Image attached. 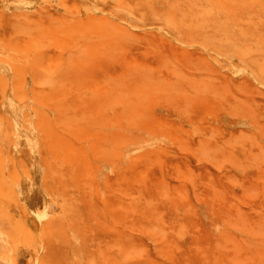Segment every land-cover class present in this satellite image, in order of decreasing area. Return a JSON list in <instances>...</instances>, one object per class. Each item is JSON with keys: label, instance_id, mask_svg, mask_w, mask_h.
I'll return each instance as SVG.
<instances>
[{"label": "rangeland", "instance_id": "374dc122", "mask_svg": "<svg viewBox=\"0 0 264 264\" xmlns=\"http://www.w3.org/2000/svg\"><path fill=\"white\" fill-rule=\"evenodd\" d=\"M0 65V264H264V0H0Z\"/></svg>", "mask_w": 264, "mask_h": 264}, {"label": "bare ground", "instance_id": "6f19581e", "mask_svg": "<svg viewBox=\"0 0 264 264\" xmlns=\"http://www.w3.org/2000/svg\"><path fill=\"white\" fill-rule=\"evenodd\" d=\"M45 1H46V0H45ZM57 4H58V3H57ZM60 6H63V4L60 5ZM25 20H26V19H25ZM126 22H127V21H126ZM74 23H75V22H74ZM74 23H73V24H74ZM127 23H128V22H127ZM19 24H21V23H19ZM30 26H31V25H30ZM30 26H29V27H30ZM33 26H34V25H33ZM89 26H94V25H93V24H92V25L89 24ZM31 27H32V26H31ZM34 27H35V28H38V27H36V25H35ZM34 27H33V28H34ZM35 28H34V29H35ZM86 28H87V27H86ZM27 31H28V30H27ZM29 31H30V30H29ZM29 31H28V32H29ZM96 31H98V30H96ZM102 31H103V30H102ZM31 32H32V29H31ZM26 34L28 35L27 32H26ZM34 34H35V33H34ZM34 34H33V35H34ZM97 34H98V33H97ZM41 36H44V35H41ZM43 39H44V38H43ZM114 39H115V38H114ZM51 40H53V39H51ZM115 40H118V38L115 39ZM112 41H113V40H112ZM35 42H36V41H34V43H35ZM34 43L32 42V44H34ZM13 44H14V43H13ZM14 45H16V44H14ZM51 45H52V44H51ZM100 45H101V44H100ZM28 47H29V46H28ZM35 48H36V47H35ZM22 51H24V50H22ZM27 51H29V50H27ZM86 51H87V50H86ZM110 51H111V50H110ZM32 52H33V51H32ZM34 53H35V52H34ZM21 54H22V52H21ZM47 54H48V53H47ZM47 54H46V56H47ZM34 55H35V54H34ZM52 55H53V54H52ZM1 56H2V55H1ZM54 56H56V55L54 54ZM54 56H52V57L54 58ZM1 58H2V57H1ZM2 59H3V58H2ZM5 59H6V58H5ZM21 59H22V58H21ZM38 59H39V58H38ZM54 59H55V58H54ZM11 60H12V59H11ZM3 61H4V59H3ZM22 61H23V60H22ZM11 63H13V61H12ZM15 63H16V62H15ZM34 63H36V62H34ZM0 66H2V65H0ZM3 66H4V65H3ZM17 68H18V66H17ZM60 68H61V67H60ZM19 69H21V67H20ZM242 69H244V68H242ZM16 70H17V69H16ZM21 70H23V68H22ZM260 70H261V69H260ZM18 72H20V71L18 70ZM1 73H2V72H1ZM4 74H5V71H4ZM263 79H264V78H263ZM4 84H6V83H4ZM3 90H4V89H3ZM22 90H23V89H22ZM124 98H125V97H124ZM126 98H128V97H126ZM129 99H130V101H132L131 98H128V100H129ZM47 100H48V99H47ZM116 101H117V100H116ZM116 101H115V102H116ZM118 101H119V100H118ZM120 101H121V100H120ZM130 101H129V102H130ZM109 103H110V102H109ZM125 103H126V102H125ZM10 104H11V103H10ZM111 104H112V103H111ZM129 105H130V103H129ZM133 106H135V104H133ZM104 107H105V106H104ZM124 107L126 108V106H124ZM11 108H12V107H11ZM131 108L133 109L134 107H131ZM36 109H37V108H36ZM123 109H124V108H123ZM123 109H121V110H123ZM128 109H130V107H129ZM37 111H38V110H37ZM103 111H104V110H103ZM98 112H100V110H99ZM101 112H102V111H101ZM130 112H131V111H130ZM132 112H133V113L136 112L135 108H134V111L132 110ZM132 112H131V113H132ZM91 113H92V112H91ZM127 113H128V112H127ZM45 114H46V112H45ZM88 115H89V114H88ZM129 115H130V113H129ZM92 116H93V115H92ZM88 117H89V116H88ZM89 118L98 119V117L95 118L94 116H93V117H89ZM99 119H101V118H99ZM84 120L87 121L88 119H84ZM110 120H112V119H110ZM41 124H42V123H41ZM125 124H126V123H125ZM48 125H49V124H48ZM29 130H31V129H29ZM56 131H57V130H56ZM86 135H87V133H86ZM28 138H29V137H28ZM29 140H31V139H29ZM27 141H28V140H27ZM92 141H93V140H92ZM32 142H33V140H32ZM128 142H130V141H128ZM30 144H31V143H30ZM31 146H32V145H31ZM92 146H93V145H92ZM32 147H33V146H32ZM93 147H94V146H93ZM108 147H109V146H108ZM110 147H111V145H110ZM95 148H97V147H95ZM95 148H93V149L95 150ZM99 148H101V147L99 146ZM100 150H101V149H100ZM3 152H4V151H3ZM116 154H117V153H116ZM122 154H123V153H122ZM123 155H124V154H123ZM98 156H99V155H98ZM109 160H110V159H109ZM129 160H130V159H129ZM111 161H112V160H111ZM117 161H118V160H117ZM156 161H157V160H156ZM3 162H5V161H3ZM132 163H134V162H132ZM114 164H115V163H114ZM22 165H23V164H22ZM89 165H90V164H89ZM52 171H53V169H52ZM52 173H53V172H52ZM90 176H91V175H90ZM70 177H71V176H70ZM72 177H73V176H72ZM31 180H32V179H31ZM99 187H100V186H99ZM106 187L108 188V186H106ZM112 190H113V189H112ZM114 191H115V190H114ZM114 193H115V192H114ZM53 198H54V197H53ZM56 198H57V197H56ZM51 200H52V198H51ZM1 201H2V200H1ZM50 202H51V201H50ZM47 203H48V202H47ZM51 204H52V203H51ZM58 205H59V204H58ZM48 206H49V205H48ZM71 206H72V205H71ZM68 207H69V206H68ZM72 207H73V206H72ZM61 208H62V207H61ZM61 208H60V209H61ZM47 209H48V208H47ZM53 209H55V208H53ZM67 210H68V209H66V211H67ZM70 210H71V209H70ZM37 211H38V210H37ZM62 211H64L63 208H62ZM62 211H61V212H62ZM40 212H41V211H40ZM53 212H54V210H53ZM53 212H47V213H50V214H51V213H53ZM35 213H36V212H35ZM35 213H34V214H35ZM47 213H46V214H47ZM59 213H60V212H59ZM7 214H8V213H7ZM40 214H41V213H40ZM38 215H39V214H38ZM62 215L65 217L64 213H62ZM6 216H8V215H6ZM63 216H62V218H63ZM9 217H10V216H9ZM45 217H47V215H46ZM52 218H54V217H52ZM62 218H61V219H62ZM64 219H65V218H64ZM65 220H66V219H65ZM18 223H19V222H18ZM54 227H55V226H54ZM21 229H22V228H21ZM9 230H10V229H9ZM28 230H29V229H28ZM40 230H41V229H40ZM21 231H22V230H21ZM38 231H39V230H38ZM26 232H27V231H26ZM29 232H30V231H29ZM29 232H28V233H29ZM28 233H27V234H28ZM36 234H37V233H36ZM39 234H40V233H39ZM36 237H38V235H36ZM38 239H39V237H38ZM40 240H42V239H40ZM6 241H7V240H6ZM43 241H44V240H43ZM40 243H42V242H40ZM43 245H45V244H43ZM41 248H42V247H41ZM41 248H40V250H41ZM1 252H2V251H1ZM1 252H0V255H1ZM7 252H8V251H7ZM38 252H39V251H38ZM9 254H11V256H12V253L9 252ZM9 254H8V255H9ZM37 254H39V253H37ZM3 255H5V254L3 253L2 256H3ZM6 255H7V254H6ZM2 256H1V257H2ZM37 259H38V258H37ZM37 261H38V260H37ZM35 264H36V259H35Z\"/></svg>", "mask_w": 264, "mask_h": 264}]
</instances>
